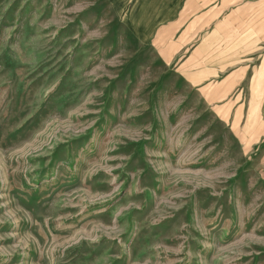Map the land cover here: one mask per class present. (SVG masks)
<instances>
[{
	"label": "rangeland",
	"instance_id": "obj_1",
	"mask_svg": "<svg viewBox=\"0 0 264 264\" xmlns=\"http://www.w3.org/2000/svg\"><path fill=\"white\" fill-rule=\"evenodd\" d=\"M226 78L105 0H0V264H264L263 125Z\"/></svg>",
	"mask_w": 264,
	"mask_h": 264
},
{
	"label": "crops",
	"instance_id": "obj_2",
	"mask_svg": "<svg viewBox=\"0 0 264 264\" xmlns=\"http://www.w3.org/2000/svg\"><path fill=\"white\" fill-rule=\"evenodd\" d=\"M105 1L182 80L196 86L228 76L225 82L237 84L233 90L247 83L239 112L259 116L264 130V0Z\"/></svg>",
	"mask_w": 264,
	"mask_h": 264
}]
</instances>
